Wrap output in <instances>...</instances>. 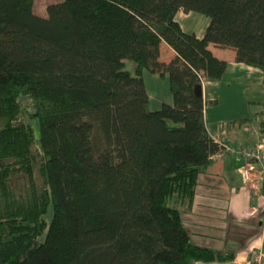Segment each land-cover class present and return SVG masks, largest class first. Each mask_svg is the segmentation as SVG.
<instances>
[{
  "label": "trees",
  "instance_id": "16d2710c",
  "mask_svg": "<svg viewBox=\"0 0 264 264\" xmlns=\"http://www.w3.org/2000/svg\"><path fill=\"white\" fill-rule=\"evenodd\" d=\"M33 1L0 0V264L234 259L192 242L182 206L220 150L202 84L228 62L209 46L264 83V0H62L46 17ZM181 9L210 18L204 37ZM145 70L168 77L173 104L151 110Z\"/></svg>",
  "mask_w": 264,
  "mask_h": 264
},
{
  "label": "crops",
  "instance_id": "0c3cea01",
  "mask_svg": "<svg viewBox=\"0 0 264 264\" xmlns=\"http://www.w3.org/2000/svg\"><path fill=\"white\" fill-rule=\"evenodd\" d=\"M176 20L182 29L204 37L210 18L195 11L179 10ZM213 53L228 62L220 79H204V109L208 129L225 135L233 146L264 147L259 121L264 103L263 71L236 61L231 48L210 46ZM160 59L170 61L177 53L166 42L160 44ZM151 110L164 103L173 104L168 77L147 70L143 73ZM248 118L243 124L235 119ZM247 160L230 152H216L207 170L198 176L193 203L182 206V221L192 242L218 252L234 253L229 261L196 264H250L255 248H264V182L259 167L251 171L250 180L243 176Z\"/></svg>",
  "mask_w": 264,
  "mask_h": 264
},
{
  "label": "built area",
  "instance_id": "2783aa9c",
  "mask_svg": "<svg viewBox=\"0 0 264 264\" xmlns=\"http://www.w3.org/2000/svg\"><path fill=\"white\" fill-rule=\"evenodd\" d=\"M210 135L214 142H216L220 148L218 152H230L247 160L246 165L243 168V176L246 180H250L251 171L257 166L261 170L264 182V147L262 145H256L254 147L233 146L232 144H230L228 138L218 131H211ZM249 263L264 264L263 246L255 248L253 250L252 257Z\"/></svg>",
  "mask_w": 264,
  "mask_h": 264
},
{
  "label": "rangeland",
  "instance_id": "374dc122",
  "mask_svg": "<svg viewBox=\"0 0 264 264\" xmlns=\"http://www.w3.org/2000/svg\"><path fill=\"white\" fill-rule=\"evenodd\" d=\"M62 0H34L33 1V9L34 12L40 16L46 17L48 15L47 8L51 4L59 3ZM127 68H130L132 71L134 70V63L131 60H126ZM50 213L47 215L49 216ZM50 217V216H49Z\"/></svg>",
  "mask_w": 264,
  "mask_h": 264
}]
</instances>
